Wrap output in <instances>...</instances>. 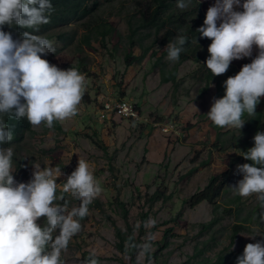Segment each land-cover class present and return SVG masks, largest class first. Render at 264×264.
Wrapping results in <instances>:
<instances>
[{"label":"rangeland","instance_id":"rangeland-1","mask_svg":"<svg viewBox=\"0 0 264 264\" xmlns=\"http://www.w3.org/2000/svg\"><path fill=\"white\" fill-rule=\"evenodd\" d=\"M100 2V12L118 30L106 38L105 45L93 42L92 47L78 49L83 30L75 23L55 26L40 34L51 36L55 48V53L42 58L64 70L75 68L86 78L78 114L60 121L62 130L41 124L35 127L34 136L2 146L14 152L13 175L17 182L31 179L35 162L42 168L51 167L54 178L59 175L55 169L62 170L64 175L57 178L60 189L78 160L83 159L101 183L104 191L89 206L82 231L63 254L65 264H78L90 252H95L100 264H183L207 240L210 249L205 256H214L230 244L233 223L251 213L256 215L252 222L254 231L240 233L233 249L264 240V223L257 215L260 205L255 195L241 198L231 189L243 178L237 165L247 163L241 155L253 134L245 133L244 123L240 130L222 129L218 137L206 115L213 98H218L216 88H204L205 66L194 60L208 52L211 41L201 38L196 29L203 25L207 9L215 0H191L183 10L174 0L164 9L176 35L189 37L179 60L181 56L188 59L179 64V60L173 63L166 59L169 42H164L162 29L149 53L131 65H127L125 54L129 50L133 56L142 53L139 47H130L127 40V17L135 11L131 7L133 1ZM60 33L68 35L67 40L60 38ZM153 37L152 34L146 38L145 45ZM152 50H156L155 55ZM256 54L254 50L252 57L231 64L242 67L251 63ZM176 65V78L164 81V74L170 75ZM117 97L135 103L142 118L102 119V104ZM169 122L175 123V130L164 131ZM231 199L239 201L241 211L236 210L212 229L203 230L202 225L213 217L214 204ZM78 203L73 200L69 207ZM150 218L155 225L146 227ZM149 234L155 237L150 254L141 255L136 249L133 259L118 248L122 237L133 235L136 243H142ZM155 253L157 258H153Z\"/></svg>","mask_w":264,"mask_h":264},{"label":"clouds","instance_id":"clouds-1","mask_svg":"<svg viewBox=\"0 0 264 264\" xmlns=\"http://www.w3.org/2000/svg\"><path fill=\"white\" fill-rule=\"evenodd\" d=\"M190 3L177 0V7L183 10ZM53 10L51 0H0V264H65L63 254L82 231L89 206L104 191L83 159L67 175L59 193L57 178L64 175L59 168L54 178L51 167L33 162L31 179L17 182L14 152L2 147L13 140L5 117L26 120L34 128L43 124L53 129L54 122L78 114L86 91L85 76L75 68L64 70L42 58L55 53V48L45 36L33 34L50 23ZM16 29L26 31L14 38L12 30ZM196 32L211 41L205 66L212 77L225 74L232 61L252 57L254 50L257 53L251 63L224 81V95L213 98L206 114L216 127L240 130L245 123L243 115H255L264 98V0H215ZM186 43L187 36L177 34L166 45V59L177 62ZM253 141L254 146L241 155L250 163L237 165L243 178L231 189L241 198L255 195L260 205L257 215L264 223V132L257 131ZM73 200L78 205L69 207ZM148 225L155 221L150 218ZM154 239L149 234L142 243H126L125 252L137 249L141 255L150 254ZM78 264L100 261L90 252ZM236 264H264V240L246 244Z\"/></svg>","mask_w":264,"mask_h":264},{"label":"trees","instance_id":"trees-1","mask_svg":"<svg viewBox=\"0 0 264 264\" xmlns=\"http://www.w3.org/2000/svg\"><path fill=\"white\" fill-rule=\"evenodd\" d=\"M101 0H51L53 5V11L50 14V23L43 25L40 28L39 33H33L40 35L44 30L52 29L55 26L61 25H70L75 23L79 25L78 28L83 30L82 34L78 40V49L84 50L83 47H92L93 42H100L101 45H105V40L108 36L117 34V28L111 23L109 19L103 16L100 12ZM111 1V0H108ZM132 5L135 11L129 12L127 17V24L129 33L127 35V40L130 47H139L142 50V53L139 56H133L131 50L125 54V60L127 65L133 64L134 60H139L146 56L154 44L157 43L159 32L164 29V42H170L176 35V31L169 26L168 24V15L165 14L164 9L167 8L169 1L174 0H132ZM10 31V29H5ZM13 31V37L17 38L18 33L26 31V29H16ZM31 31V30H27ZM153 34V39L151 42L145 45L144 41L150 35ZM51 41V36H45ZM68 38V35L65 33H60V38L64 40ZM188 40L189 37L187 36ZM72 39V38H70ZM152 55L156 54V50H152ZM209 53L206 52L202 57L194 58L198 62H202L205 66V61L208 58ZM187 56H181L178 64L181 61L188 59ZM85 68V67H84ZM241 67L230 64L227 72L220 76L212 77L211 72L206 68L202 73V79L205 82L204 88L208 89L211 85H215L216 94L218 98H221L224 95L225 89L223 87L224 81L229 76H234L240 71ZM177 65L173 69V72L170 75L164 74V81L173 80L176 78ZM6 122L12 127L13 130V140L12 141H22L27 135L34 136L37 134V131L32 127L26 120L15 121L8 120L6 117ZM242 119L246 123V134H256L257 131L264 132V98H261V102L256 107V113L253 116H249L245 113ZM214 126V125H213ZM54 127L59 130H62V124L60 121L54 122ZM215 130L218 133V137L221 136V130L224 128H219L214 126ZM11 141V142H12ZM10 143V142H9ZM254 146V141H247L243 152L247 151L249 148ZM247 161V160H246ZM250 163V161H247ZM215 179L212 180L213 183ZM58 188V193H59ZM71 203V202H70ZM234 206V207H233ZM241 206L239 201H234L233 199L226 201L224 204L215 203L213 206V217L206 224L202 225L203 230L212 229L215 224H217L221 218L234 213L236 210L241 211ZM255 213H251L244 220H239L234 225L231 226V241L230 244L222 248L214 256H205L206 252L210 249V242L203 241L202 245L204 247L199 249L196 247V250L192 256L188 258L183 264H236V258L238 255L243 253L244 247L234 250L233 246L237 242V239L242 232H252L254 227L252 222L255 219ZM260 224V223H258ZM170 230V229H169ZM119 235H121L119 233ZM126 243H136L133 235L122 240L118 244L120 251L125 252ZM251 243V242H250ZM248 244V243H247ZM129 253L133 259H135L136 249H131ZM153 258H157V254H152ZM151 255V256H152Z\"/></svg>","mask_w":264,"mask_h":264},{"label":"built area","instance_id":"built-area-1","mask_svg":"<svg viewBox=\"0 0 264 264\" xmlns=\"http://www.w3.org/2000/svg\"><path fill=\"white\" fill-rule=\"evenodd\" d=\"M100 114L102 119H108L111 117H116L120 119H141V114L137 105L133 103L130 99L124 97L110 98L108 101L102 104L100 109ZM164 131L170 132L175 130V123L169 122L163 127Z\"/></svg>","mask_w":264,"mask_h":264}]
</instances>
